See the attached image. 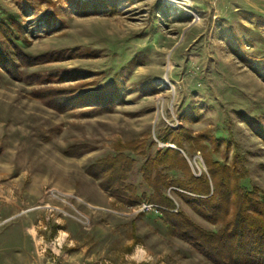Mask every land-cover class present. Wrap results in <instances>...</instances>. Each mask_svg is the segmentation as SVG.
<instances>
[{"label": "rangeland", "instance_id": "374dc122", "mask_svg": "<svg viewBox=\"0 0 264 264\" xmlns=\"http://www.w3.org/2000/svg\"><path fill=\"white\" fill-rule=\"evenodd\" d=\"M0 46L16 63L0 58V264H213L169 235L140 169L178 152L186 168L160 166L159 188L208 232L218 227L179 187L209 180L206 157L264 192V0H195L189 12L168 0H0ZM19 56L57 58L23 67ZM51 88L105 91L115 105L59 112L33 96ZM119 155L133 161L124 185L136 202L102 187L116 166L88 174Z\"/></svg>", "mask_w": 264, "mask_h": 264}, {"label": "trees", "instance_id": "16d2710c", "mask_svg": "<svg viewBox=\"0 0 264 264\" xmlns=\"http://www.w3.org/2000/svg\"><path fill=\"white\" fill-rule=\"evenodd\" d=\"M0 58L3 69L6 64L14 68L16 63L11 62L1 49ZM55 58L57 57H41L30 61L19 56L18 61L21 66L30 67L33 63L53 62ZM76 91L51 88L37 91L33 96L59 112L91 104V108L94 109L90 113L96 115L111 111L115 105L113 97L105 91L87 92L80 97H74ZM256 135L264 142V131L259 128ZM164 140L166 139H162V142L166 143ZM169 140L179 148L182 147L178 135L172 136ZM136 151L140 156L146 155L144 147L139 145H136V148L132 147V152ZM119 156L104 160V164L98 163L89 167L88 174L99 179V175L93 173L95 168L109 171L111 167L116 166L114 177L108 176L107 180L101 183L102 187L116 197L128 195L132 191V198L136 202L134 187L124 185L125 172L133 161L129 160V155L118 158ZM119 159H123L121 165L118 164ZM206 162L209 180L206 177L196 178L189 175L187 183L179 184V187L192 195L194 199H190L189 203L191 209L207 223L218 227L216 232L202 229L183 212L173 213L175 204L163 195L159 188L160 184L164 183L160 166L164 165L168 169L186 168L184 159L178 152L170 149L164 153L157 152L141 167L142 180L153 189L154 200L151 203L159 207V213L163 216L169 235L178 236L193 244L213 264H264V192L257 188L247 190L241 187L239 183L244 176H240L236 169H230V166L221 165L207 157Z\"/></svg>", "mask_w": 264, "mask_h": 264}, {"label": "built area", "instance_id": "2783aa9c", "mask_svg": "<svg viewBox=\"0 0 264 264\" xmlns=\"http://www.w3.org/2000/svg\"><path fill=\"white\" fill-rule=\"evenodd\" d=\"M168 1L171 6L176 7L180 11L189 12L195 0H168ZM189 14L192 15V22L200 20L199 15L192 14L191 12Z\"/></svg>", "mask_w": 264, "mask_h": 264}, {"label": "water", "instance_id": "95a60500", "mask_svg": "<svg viewBox=\"0 0 264 264\" xmlns=\"http://www.w3.org/2000/svg\"><path fill=\"white\" fill-rule=\"evenodd\" d=\"M172 148H174L175 149V147H172ZM178 151H180V150H178ZM181 152V151H180Z\"/></svg>", "mask_w": 264, "mask_h": 264}, {"label": "bare ground", "instance_id": "6f19581e", "mask_svg": "<svg viewBox=\"0 0 264 264\" xmlns=\"http://www.w3.org/2000/svg\"><path fill=\"white\" fill-rule=\"evenodd\" d=\"M57 194V193H56ZM53 197H55L54 195H53ZM60 241H61V239H60Z\"/></svg>", "mask_w": 264, "mask_h": 264}]
</instances>
